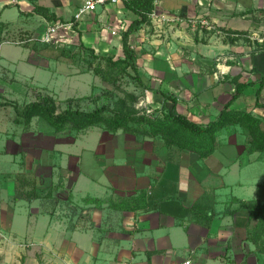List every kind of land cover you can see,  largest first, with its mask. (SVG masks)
Here are the masks:
<instances>
[{
    "label": "crops",
    "instance_id": "1",
    "mask_svg": "<svg viewBox=\"0 0 264 264\" xmlns=\"http://www.w3.org/2000/svg\"><path fill=\"white\" fill-rule=\"evenodd\" d=\"M83 1L0 0V22L9 25L12 40L0 46L22 47L13 43L21 34L34 37L49 24L72 20ZM124 1L101 6L85 16L76 32L61 35L67 41L55 46L83 45L100 57L123 58V34L137 19ZM35 5L47 8L57 21L35 13ZM155 10L180 20L164 24L151 20L129 35L153 110L164 105L168 113L176 111L207 124L232 99L235 85L231 79L238 76L247 86L231 109L264 118V109L256 107L260 87L264 104V44L222 31L264 36V0H156ZM37 46L40 51L26 48L32 56L29 64L35 70L52 72L53 84L37 86L59 93L64 86L65 90L71 88V79L86 74L78 75L70 68L67 81H61V74L66 72L62 59L53 57L52 47L40 42ZM51 63H55L53 67ZM154 91L173 95L176 104L164 103ZM8 134L0 127V154H27L41 139L24 132L18 145L8 139ZM104 135L106 140L95 150L84 149V156L54 148L60 157L68 158V163H52L46 193H39L41 180L45 182L39 173L38 199L27 202L14 197L17 203L34 206L26 221L27 230L37 236L32 241H22L11 232L16 211L0 193V231L9 238L8 242L0 240L4 245L0 256L20 254L27 264H182L186 260L192 264H264V253L257 252L247 239L249 212L239 209L235 202L264 201V153L246 152V130L239 125L222 129L217 134L218 147L205 160L194 152L167 146L160 137L145 138L122 130H104ZM75 142L73 138L56 144ZM35 150L33 155L38 159L26 155L30 160L20 171L0 170V175L13 181L20 173L34 174L35 166L36 170L43 169L44 155ZM55 168L64 171L63 177L57 179ZM121 201H130L133 210L111 206ZM195 206L200 210L192 211ZM46 217V228L37 231L36 225ZM56 223H61L57 232L53 231L55 226L52 229ZM70 231L92 234L87 246L63 240L60 232Z\"/></svg>",
    "mask_w": 264,
    "mask_h": 264
},
{
    "label": "trees",
    "instance_id": "2",
    "mask_svg": "<svg viewBox=\"0 0 264 264\" xmlns=\"http://www.w3.org/2000/svg\"><path fill=\"white\" fill-rule=\"evenodd\" d=\"M30 1L35 3V0ZM155 1H124L126 8L137 15V19L132 22L129 29L123 34V58L115 59L114 56L100 57L95 55L94 50H88L83 45L60 47L48 44L49 47L54 49L53 57L57 60L63 58L74 59L76 55L88 59V68L83 73L93 72L96 76H100L103 82L112 85L114 88H118L121 85L120 82L125 78L131 79L136 88L142 91L141 97L136 92L123 90L124 96L117 98L112 104H109V101V103L97 106L91 111H86L81 109L79 104L92 96L67 98L62 101L52 94L40 92L41 90H39L36 99L26 102L22 108L14 102H0V107L12 106L14 108L16 117L13 122L17 125L29 127L35 118H39L52 127L57 134L66 131L80 133L99 127L112 133L122 130L131 135L145 138L160 137L167 146H176L180 149L194 152L201 160L207 159L214 153L219 145L217 134L222 129L239 125L249 135L246 152L249 154L264 153V118H258L250 112L231 109L232 103L242 95L247 86L245 83L239 82L238 76L231 79L232 84L235 85L232 99L224 106L218 117L207 124L195 122L188 116L178 114L176 111L168 113L164 105L161 109L151 112L137 108L136 105L144 98L145 92L149 88L144 76L140 74L138 56L131 48L129 35L136 28L151 23L149 15L155 10ZM34 12L44 16L49 21H57L54 14L50 13L47 8L35 5ZM8 27V24L0 22V44L12 42ZM222 31L239 38L250 35L240 31ZM18 38L13 43L34 51H40L37 41H30L33 38L32 36L21 34ZM94 61H97V64L94 65ZM261 90L262 87L259 88L256 95V107L264 109V104L261 102ZM154 93L159 94L164 99V103L172 101L175 105L177 102L176 98L171 94H165L160 91H154ZM62 104L65 107H62ZM15 178V199L32 202L39 198L36 177L33 174L20 173ZM95 201L98 205L101 203L98 199H95ZM130 201H121L118 204H111V206L120 210L132 211L133 208L130 207L132 206ZM235 202L239 204V209H246L249 212L248 241L256 246L257 252L264 253V201L236 199ZM199 210L198 206H195L192 211ZM0 264H2L1 257Z\"/></svg>",
    "mask_w": 264,
    "mask_h": 264
},
{
    "label": "rangeland",
    "instance_id": "3",
    "mask_svg": "<svg viewBox=\"0 0 264 264\" xmlns=\"http://www.w3.org/2000/svg\"><path fill=\"white\" fill-rule=\"evenodd\" d=\"M41 36V33H38L34 36V38L40 40ZM45 59L47 60V58ZM66 59L67 58H63V63L61 64V67L66 70V72L61 74L60 80L63 82L65 80L67 81V69L71 68L74 71L76 70L78 72L77 74L79 75L83 74V72L88 68V59L79 57L77 55L74 59ZM31 60L32 56H30V52L25 47H19L11 44H3L0 46V102H14L17 103L20 108H22L26 102L36 99L39 90H41L40 92L52 94L62 101L71 96H74V98L83 97L85 95L92 96L90 99L79 104L81 109L91 111L97 106H102L107 102L109 103V101V104H112V102L117 98L123 97V90L136 92V94L140 97L142 95V91L136 88L135 84L132 83V80L129 78H125L120 82L121 85L118 88H114L112 85L103 82L100 76H96L93 72L83 74L82 76L78 77L77 80L71 79L72 86L70 89L65 90L64 86L62 91L56 93L47 87L36 85L40 84L51 87L53 85L51 83L52 72L48 73V71L43 69L35 70V68L29 64ZM54 64L55 63H51L50 66L53 67ZM95 64H97V61H94V65ZM31 77H34V81L31 79ZM92 87L93 92L91 94ZM148 95L150 94L145 92L144 98L136 106L140 110L151 112L153 109L149 105V99H147ZM62 107H65V105L62 104ZM15 117L16 112L12 106L0 107V120H2L0 127L2 131L10 134H8V139H12L14 140V143L21 145V136L24 135V132L25 134L29 133L32 136H35V139L41 137V139H39L38 145L35 144V146H30L32 150L34 148L36 149L35 151L37 154L42 152L44 155L45 167L43 169L36 170L37 166H35V173L33 174L35 177H37L39 173H42V175L40 174L39 177L43 178V180L45 179V182H42L41 180L40 183L42 186L39 192L41 196L46 193L48 189L46 184L48 185L49 179L52 178L49 175V172L53 169L52 163L60 165L61 162L64 163V160L68 163V158L63 159V157H60V155H58L59 153L57 152L58 150L64 151L65 153H74L78 154L79 156H84V149L95 150L97 147H99V144L103 140H106L103 128L95 127L80 133L66 131L57 134L52 129V127H50L42 119L35 118L28 128L23 125L15 124L13 122ZM73 138H76L75 144H56L57 142H71L73 141ZM108 141L110 140L108 139ZM9 146L10 144L7 145L8 149ZM54 148L57 151H54ZM32 150L31 152L27 151V154L26 152L24 154H21L20 152L18 154H0V170L4 173H14L20 171V168L24 167L27 160L29 161L31 158L35 159V155H33L34 153ZM26 155H29L30 159H25ZM66 162L65 164H67ZM56 173L58 175L57 179H59V177H63L64 175V171L62 172L61 170H58V168L54 169V174ZM11 177L13 178V176ZM12 180L13 181H10L9 177L0 175V193H3L5 202L12 206V208L16 211L11 232L16 233L19 239L22 241H25L27 238V241L29 242L33 240V237H37L31 232V229L27 230L26 228V221L29 218L30 213L33 212L34 206L27 202L17 203L14 201L15 195L13 192L16 182L15 176ZM262 185L264 186V184ZM53 187L58 189L56 186ZM53 192L50 191L49 194H52ZM48 221L49 218L47 217L41 218L39 223L36 225V230H44L48 224ZM60 225L61 223H56L53 225L52 229L55 227L57 228L53 231H60ZM64 225H66L65 222ZM2 231H4V233H8V231ZM60 233L62 239L67 241L68 244L77 243L79 246L83 247L87 246V241H90L92 236L90 233H84L81 235L80 233H71V231L69 233ZM2 241L8 242L9 238L7 237V241L3 239ZM0 247H4V245L0 244ZM0 257L2 264H27L24 260V257H20V254L11 255V253L8 252L6 256L4 254Z\"/></svg>",
    "mask_w": 264,
    "mask_h": 264
},
{
    "label": "built area",
    "instance_id": "4",
    "mask_svg": "<svg viewBox=\"0 0 264 264\" xmlns=\"http://www.w3.org/2000/svg\"><path fill=\"white\" fill-rule=\"evenodd\" d=\"M121 0H84L78 11L75 13L72 20L68 22L57 21L55 23L49 24L45 31L41 33V39L37 40L36 38H31L30 41H37L42 44H54L59 45L62 42H66L62 40L60 36H69L73 35L76 32L77 25L83 18L89 14L94 13L99 7L106 6L109 4H118ZM150 19L157 22V23H174L179 21L180 19L176 16L166 15V14H159L156 10H153L149 15ZM204 25L209 26L207 22H203ZM115 35L116 32H113ZM249 39L256 40L261 44H264V36L259 35H249L246 36ZM149 112V111H148ZM6 240L7 236H5L0 231V240ZM182 264H192L191 260H186Z\"/></svg>",
    "mask_w": 264,
    "mask_h": 264
}]
</instances>
